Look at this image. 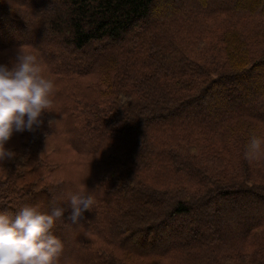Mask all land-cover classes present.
I'll return each instance as SVG.
<instances>
[{
  "label": "trees",
  "instance_id": "1",
  "mask_svg": "<svg viewBox=\"0 0 264 264\" xmlns=\"http://www.w3.org/2000/svg\"><path fill=\"white\" fill-rule=\"evenodd\" d=\"M261 1L178 0L167 9L162 0H25L9 5L13 13L32 24L39 20L43 27L36 43L0 41V51L14 52V59L23 46L36 55L55 87L50 111L43 114L48 127L42 123L29 133L23 153L17 152L18 161L11 164L21 168V177H38L18 186L12 175L8 190H0V211L15 214L21 204H34L33 198L50 197L70 185L76 190L84 182L94 196L93 208L82 214L74 232L72 209L52 229L56 235L63 228L75 234L72 250L64 258L59 254L56 264H138L162 258L180 264H264V177L259 174L264 173V145L260 160L245 155L253 131L264 137ZM209 21L222 28L208 26ZM19 24L6 16L0 31ZM219 31L228 62L221 56L210 62L205 54L209 37ZM90 51L98 63L79 65L83 57L92 58ZM207 51L218 52L212 45ZM54 52L56 62L50 58ZM251 72L261 74L238 88L223 84L239 82ZM217 87L234 93L231 104L252 109L223 113L210 108L198 111L199 116L177 117L189 104L201 107L197 101ZM223 100L220 93L215 105ZM42 144L73 151L80 173L52 182L42 168L50 164L51 151L39 155ZM59 165L48 168L54 172ZM25 191L31 195L26 201L20 197ZM211 207L225 218L221 232L212 220L202 225L199 218ZM254 212L260 217L245 223ZM179 219V227H188L193 239L182 237L158 249L155 244L169 238ZM192 225L200 226L207 238L198 239ZM140 235L141 242L153 238L152 245L130 243Z\"/></svg>",
  "mask_w": 264,
  "mask_h": 264
},
{
  "label": "clouds",
  "instance_id": "2",
  "mask_svg": "<svg viewBox=\"0 0 264 264\" xmlns=\"http://www.w3.org/2000/svg\"><path fill=\"white\" fill-rule=\"evenodd\" d=\"M54 81L43 74L36 55L19 48L10 63L0 62V159L17 155L7 147L15 132L35 131L50 111ZM51 123V121H50ZM264 137L250 134L247 158L258 156ZM72 211L69 219L78 224L82 214L93 208L94 196L87 185L67 193ZM64 206L53 202L48 210L24 204L14 215L0 211V264H56L63 242L52 229L64 218Z\"/></svg>",
  "mask_w": 264,
  "mask_h": 264
},
{
  "label": "rangeland",
  "instance_id": "3",
  "mask_svg": "<svg viewBox=\"0 0 264 264\" xmlns=\"http://www.w3.org/2000/svg\"><path fill=\"white\" fill-rule=\"evenodd\" d=\"M28 1V0H26ZM30 1V0H29ZM161 1V0H159ZM164 1L166 4L163 5V7L170 8L171 6H173L174 4H176L178 2V0H162ZM18 2H25V0H0V20L6 16L14 18L15 20H20L21 24H19V26L14 27V26H4L5 29L2 28V30L0 31V41H23V42H32L34 41L36 43V40H40L39 34L37 33V31L43 27L41 25V23H39V20L36 21L35 24H32L30 22V19L28 17H25L24 15L21 14H17V13H13V11H11L8 6L9 5H16ZM159 3V2H158ZM262 3L261 0H257V4ZM150 22L153 21V18H151L149 20ZM30 23V25H29ZM208 26L211 25H216V26H220V28H222L221 25H219L218 23H213L212 21L208 22ZM217 29V28H216ZM7 30V31H5ZM5 31V32H4ZM210 32V31H209ZM211 32H214V30H211ZM2 35H4L5 37H2ZM193 34L190 35V39L191 36ZM205 37L208 36V32L206 34H203ZM196 39L199 40V37L196 36ZM259 40V39H257ZM264 41V39H261ZM224 42V37H223V32L219 31L218 33H212L211 37H209L208 39V45L206 46V52L208 56H210V62L212 60V58H217V56H221L224 60V57L226 56V51H224L223 49V45L222 43ZM185 45L187 44L186 42L184 43ZM212 45L215 48H217L218 52H208V46ZM188 46V45H187ZM259 49L264 48V44L261 46H258ZM212 49V48H211ZM13 53L14 52H6V51H0V62H4V63H9L12 59H13ZM89 54H92V58L89 57H83V59L79 62V65L81 66H87V65H95L97 62V60L95 59L96 56V52L94 51H90ZM58 53L54 52L52 53V56L50 58H54L53 62L58 61L59 57H57ZM197 55L201 56V54H195L194 56L197 57ZM229 56H237V55H229ZM194 58V57H193ZM224 61L228 62V59L226 58ZM77 63H72L71 66L76 65ZM260 75L261 72H251L247 77H245V79L243 78L242 80H240L239 82H236L235 79H230L229 81H224L223 84L228 85L229 87H234V88H238L240 86V83H242V85H246L248 83H251L253 81V78H255V76ZM223 93L224 95V100L221 103L220 107H217L215 105V101L216 99L218 100L219 94ZM234 93L231 91H226L223 92L221 87H217L216 89H214L209 95H207L205 98L200 99L199 101H197V103L199 102L201 104V107L197 108V104H189L190 106L185 107V111H180L178 112L179 114H177L178 118H182L183 115L184 116H194L197 114V116H199V112L200 111L202 113V111H206L209 110L210 108H217L218 110H220V112L226 113L229 111L226 110H244V111H248L249 109H252V107L247 106L246 103L241 104L240 106L236 107L235 105L231 104V98L230 96L233 95ZM216 106V107H215ZM201 108V110H199ZM176 117V118H177ZM43 119V123L45 124L46 127H48V125L45 123L44 121V116H42ZM28 132V133H27ZM45 132V131H44ZM31 133L29 131H24V132H15L12 137L9 139V141L7 142V147L12 149L14 152H20L21 154L23 153L22 150V146L24 143V140H26L28 134ZM43 146V144L41 145ZM48 147L44 148V146L42 148L39 149V155H44L46 154V151L49 150V152L51 151L49 158L51 162H49L50 164L52 163H57L59 162L61 164V166L54 170H50L48 167L50 166V164H46L44 168L45 173L50 176V180H52V182H59L61 180L65 181L66 176L68 174H73V175H78L81 171V167L78 168L79 164H76V159L77 156L75 155V153L73 151L70 150H58V148L56 150H50ZM264 156V155H263ZM262 157V153L260 152V154L256 157H254L255 159L260 160ZM18 161V159L16 158V156L12 157V158H7V159H0V190L3 192H6L9 188V186L12 184V175H14V180H16L17 185L20 186L21 184H23V182L26 179H31V180H35L38 176L37 174H35L33 177L27 175L26 177H21L20 173L18 171H20V169L16 170L17 166L14 168H11V164H16ZM36 163V162H35ZM13 166V165H12ZM62 168V170H61ZM259 174L264 177V173L263 172H259ZM11 175V176H9ZM21 177V178H20ZM11 178V180H9ZM73 178V177H71ZM70 188H66L64 192L61 191H52V195L50 197H37V198H33L32 200L34 201L33 203L35 205H38L42 210H48L50 209V207L52 206L53 202H55L56 205L58 206H64L65 207V212H64V217L65 214L71 210V205L69 202H67V193L69 192V190H71V188L74 190V185H70ZM75 191V190H74ZM29 191H25V192H21L20 197L23 198L25 201L28 200L31 195H29L28 193ZM2 193V192H0ZM234 195V194H233ZM1 196V195H0ZM5 196V195H4ZM3 197V196H2ZM259 200H256V202ZM22 206V204H21ZM20 206V207H21ZM205 211L201 213V216H199L200 220L203 218L202 221V225H204L206 223V221L208 220H212L214 222V229L216 230V232H221L222 230V223L224 221V216H220V213L218 212L217 209L214 208H210V209H204ZM16 211V209H15ZM8 213L10 215H14L12 214V212ZM111 216V214H110ZM260 216H258L257 213H253L251 216H249L246 220L245 223H249L251 221H254L256 219H258ZM63 220V218L59 219L56 223L55 226H59L61 224V221ZM179 222L180 219L178 221L174 222V230L173 232L170 234V236L168 235L169 238L167 239H162L160 242H157V244H155V246L158 249H163L165 246L173 244L176 241L181 240L182 237L188 239V227H179ZM76 225L73 224V232L75 231ZM70 226H68L67 228H70ZM191 227L195 228L196 230L199 231L200 233V238L198 237V239H204L207 238L206 232L204 230H202V228L198 225H192ZM63 234L57 235L60 237V239L63 242V248L60 252V256H63V258L72 250L71 247V240L73 238V236L71 233H68L66 229L63 228ZM66 230V232H65ZM54 232V231H53ZM67 236H66V235ZM141 236L138 237H134L133 239L130 240V243H134L137 245H140L144 248H148L152 245V241L153 238H150L146 241V242H141ZM186 236V237H185ZM185 239V240H186ZM189 239H193V236H191ZM138 264H180V262L178 260H175L173 258H162L161 260H147V259H141V262H137Z\"/></svg>",
  "mask_w": 264,
  "mask_h": 264
}]
</instances>
